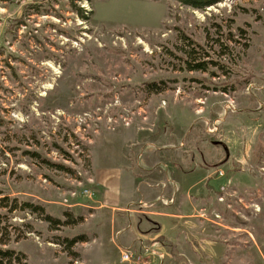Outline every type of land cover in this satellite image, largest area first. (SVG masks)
Listing matches in <instances>:
<instances>
[{
	"label": "rangeland",
	"instance_id": "374dc122",
	"mask_svg": "<svg viewBox=\"0 0 264 264\" xmlns=\"http://www.w3.org/2000/svg\"><path fill=\"white\" fill-rule=\"evenodd\" d=\"M153 140L178 177L148 156L129 208L175 217L92 207L94 168ZM0 189L60 220L0 206L21 264H264V0H0Z\"/></svg>",
	"mask_w": 264,
	"mask_h": 264
},
{
	"label": "crops",
	"instance_id": "0c3cea01",
	"mask_svg": "<svg viewBox=\"0 0 264 264\" xmlns=\"http://www.w3.org/2000/svg\"><path fill=\"white\" fill-rule=\"evenodd\" d=\"M146 145H147L146 148H144L143 150L141 147L142 145L135 148L137 149V154H138L136 157V159L138 160L136 162L138 166H140L142 172H139L138 169H135L133 164L125 165L126 167L114 166V165L112 166V164H107V166L106 165L100 167L96 166L94 168L93 178L96 184H99V186L104 190L95 200L97 204L92 207L95 208L99 207L101 209V208H106V206H110L114 212L115 211L127 212V214L130 215L131 217L136 216L137 214L138 215L143 214L144 212H146L144 214L147 215L153 214L156 216H161L160 217L161 219L163 218V219L171 220L172 218L175 217V214L172 212L164 213V212H154L152 209H150V211H146L144 209L137 210L135 208H129V205L133 203L135 204L145 203L146 199H144L145 197L143 195L154 194L155 196L158 194V192H156L157 187H155L156 182L154 179V172L150 171V166L147 164V162L144 161V159L147 160L148 156H150L149 160L151 161H155V162L163 161L167 163V167H169L168 168L169 173L163 170L160 171L162 175L165 177V182H166L165 187L169 191L170 195L172 194V190L174 187V185L172 184L174 181L173 173L175 174L176 177H178V174L174 172L177 169L176 164L171 160V158L167 157L162 150L157 151L156 154L153 152V150L157 149L154 147H159V145H156L155 140L146 143ZM143 151L145 152V154H147L146 156H143ZM124 155H126V162H128L127 153ZM128 155L130 154L128 153ZM133 159H134L133 157H130V160ZM177 179L179 183V178ZM171 200L172 199H168L167 201H171ZM134 238L135 240L142 239V237H140L137 234L134 236Z\"/></svg>",
	"mask_w": 264,
	"mask_h": 264
},
{
	"label": "trees",
	"instance_id": "16d2710c",
	"mask_svg": "<svg viewBox=\"0 0 264 264\" xmlns=\"http://www.w3.org/2000/svg\"><path fill=\"white\" fill-rule=\"evenodd\" d=\"M181 3L184 4H188L190 6L196 7V8H204L206 6H209L215 2H217V0H178ZM72 3H74V1H71ZM75 6V10L76 12L83 18L86 17V12L84 7H81L80 5L74 3ZM194 42V41H193ZM199 44V43H198ZM200 46H203L201 44H199ZM189 57L186 58V62L188 63V69L189 70H203V71H207L210 68V62L211 61H207V60H195L193 59L192 55H188ZM191 58L193 60H191ZM211 63H215L218 64L217 61H212ZM150 89L152 90H160L161 87L158 86V83H150ZM33 155L36 156H40L39 153H35L33 151ZM44 162L54 165L57 168L60 169H68V167H65L66 165L64 164H60V163H56L51 161L48 158H44L43 159ZM0 206L1 207H10L11 210H29L32 213H38L42 219L44 220H48V221H54V222H60L59 219L54 218L52 215H50L49 213H47L46 208L38 203L32 202V201H23L20 200L18 197H12L9 195H4L2 194V191L0 189ZM85 237H75L72 239H66L67 241H69V244L72 246L74 245L76 242H78V240H85ZM164 236L162 235L160 238L161 240H164L165 238H163ZM9 243L8 239H4L2 237V235H0V264H21V263H25L26 259H27V253H25L24 251L14 248V247H10L7 246V244Z\"/></svg>",
	"mask_w": 264,
	"mask_h": 264
},
{
	"label": "built area",
	"instance_id": "2783aa9c",
	"mask_svg": "<svg viewBox=\"0 0 264 264\" xmlns=\"http://www.w3.org/2000/svg\"><path fill=\"white\" fill-rule=\"evenodd\" d=\"M134 256L135 255L132 251L127 250V253L124 254V260H130Z\"/></svg>",
	"mask_w": 264,
	"mask_h": 264
}]
</instances>
